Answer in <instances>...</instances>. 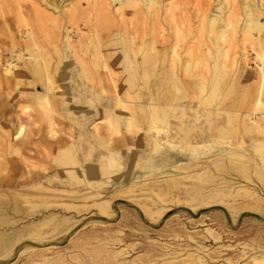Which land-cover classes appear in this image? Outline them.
I'll list each match as a JSON object with an SVG mask.
<instances>
[{
	"label": "bare ground",
	"instance_id": "bare-ground-1",
	"mask_svg": "<svg viewBox=\"0 0 264 264\" xmlns=\"http://www.w3.org/2000/svg\"><path fill=\"white\" fill-rule=\"evenodd\" d=\"M23 1L29 0H15V3L20 7V15L24 16L26 11L30 10L22 4ZM30 1L32 12L37 16V21L41 22L42 27L27 30L29 41L18 51L12 50L3 72L7 76L13 73L32 74L42 82V91L36 94L35 100L46 110V117L49 118L46 135L48 138L44 139L46 143H43L45 148L43 155L63 167L60 170L56 168L55 174L64 173L66 182L60 181L59 184L67 188L51 191L50 187L45 185L47 182H53L51 171L36 172L26 167L31 160L29 157L33 155L32 146L40 145L34 140L39 130L27 134L23 140H20L21 130L13 133L12 129L8 128L13 123L4 120L0 122L1 159L2 152L5 155L16 153L20 156L10 158L9 172L4 177H0V262L5 253L24 241L31 231L48 224L57 227L72 221L71 216L55 212L53 209L49 210L51 206L69 210L73 202L91 201L98 211L107 210L111 200L105 199L103 192L113 185L112 181L118 183L116 189L123 193L131 186L151 187L152 183L148 184V179L145 178L152 177L157 178L153 185L164 181L167 183V188L171 189L183 184V178L186 177L202 178L204 175L213 177L214 174L212 175L211 172L215 168L226 173L225 176L215 179V187H212L207 194L202 195L203 191H199L204 188L203 186H194L190 202L193 209L208 206L211 202L227 205L225 197L234 193L255 195V191L249 190V186L241 183L238 175L233 171L243 174L245 180L253 185L255 179L248 174L246 168V164H249L264 184L262 170L264 168V155H262L264 154V0ZM66 1L69 3L64 5ZM0 2L4 3L3 0ZM52 14L59 16L53 17ZM102 17L114 23L115 29L106 35L102 34ZM46 20L56 22L53 29L46 24ZM81 21L88 27L90 34L82 33L79 35L80 40L74 42L68 31L63 33L65 22L77 25V31H80ZM37 30L46 33L47 40L39 41L36 36ZM59 37L67 42L65 47L63 42L61 46L56 42ZM94 39L95 57L106 62V72L112 74L118 70L126 74L129 86L138 87L140 90L145 86L157 90L161 85L167 89L177 88L182 91L187 89L196 93L203 102L209 103L222 91L243 87L242 100L230 102L221 98L216 101L217 109L222 116L220 122L211 126L202 125L199 121L202 114L195 110L194 105L187 107L181 104L183 110L191 108L194 112L188 115L185 110L180 118L174 116L176 120L172 122L167 110L162 107L163 104L150 102L151 118L157 117V120L160 119L163 123L160 126L155 124L149 129L155 137L153 150L162 151L157 162L152 160L153 157L144 159L139 154H135L134 160L125 167L123 155L120 153L111 150L96 155L92 149L87 152V147L93 142H102V137L86 133V124L79 122L80 132L77 139L67 140L57 134L56 122L51 115L54 108L50 95L56 88L53 72L57 71L64 76L79 73L75 66H68L71 63L69 50L75 59L83 62L80 72L94 71L86 62V58L94 53L91 47ZM108 42L116 46L114 51L107 47ZM48 43H56V54L60 61L56 67L52 64ZM248 49L255 52L254 58L250 57ZM231 50L234 55L228 57ZM25 51L29 55L26 59H24ZM177 58L178 64H175ZM22 59L24 65L21 67L17 62ZM169 60H171L170 64H168ZM253 64L255 70H252ZM164 73L172 74L174 79H177L176 82L167 84L149 82L153 77ZM230 73L234 76V80L227 82L226 78ZM176 74L195 78L191 80L183 78L179 81ZM77 82L79 81H76V86L73 88L79 93L73 99L74 102L78 101L79 104L76 103L75 107L83 118L85 111L82 98L86 93L83 92V84ZM89 91L91 94V90ZM95 96L96 93L93 98ZM86 99L91 105L93 100L88 96ZM5 110L0 106L1 116ZM91 110L92 112L86 117V123H94L97 115L102 113V119L112 126L114 116L111 110L104 109L103 112H99L96 108ZM233 116L239 117L242 121L235 126L236 128L234 125L226 124L231 122ZM128 119L134 120L136 116L131 115ZM231 133L235 136L230 139L229 137L233 136ZM41 136L43 135L40 133ZM171 151L179 156L173 155ZM258 155H261V158H258ZM185 157L188 161L183 160ZM87 163L94 165L86 169ZM138 166L145 169L144 175L136 174ZM121 167L124 168L123 171ZM188 167H194L193 172L182 174L179 171ZM185 173L187 175H184ZM113 174L114 176H111ZM160 178L162 180H159ZM128 182L129 185L125 186ZM33 190L38 191L33 192ZM36 196L41 198V202L38 203L41 207L36 212L41 213V216L32 219L38 215L29 209L32 203L38 202L33 200ZM24 220L27 221L23 223ZM117 255L115 253L114 257ZM112 258L111 255L107 257L112 263L119 264L115 258ZM197 261L199 264H208L201 256Z\"/></svg>",
	"mask_w": 264,
	"mask_h": 264
},
{
	"label": "rangeland",
	"instance_id": "rangeland-1",
	"mask_svg": "<svg viewBox=\"0 0 264 264\" xmlns=\"http://www.w3.org/2000/svg\"><path fill=\"white\" fill-rule=\"evenodd\" d=\"M3 1L4 3L0 2V106L6 110L3 116L0 115V122L4 120L13 123L12 126H8L13 133L21 130L20 140H23L27 134L39 130L34 140L40 145L32 146L33 155L29 157L31 160L26 167L36 172L51 171L53 182H47L48 184L45 183V185L49 186L51 191L65 189L67 187L59 184L60 181L66 182L64 173L55 174L56 168L60 170L63 167L43 155L45 151L43 143H46L44 139L48 138L46 135L49 118L46 117V110L35 100L36 94L42 91V82L32 74L13 73L7 76L3 72L12 50L18 51L29 41L27 30L33 27L39 29L42 24L33 14L30 0L22 2L30 10L26 11L24 16L20 15V7L15 0ZM68 3L69 1H66L64 5ZM83 5L85 7V4ZM52 15L53 17L59 16V14ZM102 20L103 35L115 29L113 21L106 17H102ZM45 22L52 29L56 25L53 20ZM65 23L63 33L68 31L74 42L80 40V34H90L88 27L84 26L82 21L79 23L80 31H77V25ZM37 32L36 36L39 41L47 40L46 33L38 30ZM141 32L145 31L141 30ZM165 34H167L166 31ZM56 42L60 46L63 42V47L67 45L61 37ZM94 44L95 39L91 42L94 55L91 54L86 58L88 66L94 69L93 72H80L83 62L75 59L71 50L68 51L71 58L68 66H75L79 73L64 76L57 71L53 72L52 77L56 88L50 95V99L54 108L51 115L56 122L55 132L67 140L77 139L78 132H80L78 122L85 123L86 133L96 134L103 139L102 142L90 144L87 152L92 149L96 155L111 150L120 153L123 155L125 167L134 160L135 154H139L144 159L153 157V161H159L162 151L153 150L155 137L149 129L155 124L160 126L163 123L162 120H157V117L151 118L150 102L163 104L162 107L167 110V115L170 116L172 122L176 120L174 116L180 118L185 110L188 115L193 114L194 110L191 108L183 110L181 104L187 107L194 105L195 110L202 114L199 119L202 125L211 126L220 122L222 116L217 109L216 101L221 98L228 99L230 102L242 100L243 87L233 88L227 92L222 91L209 103L208 101L203 102L196 93L187 89L184 91L177 88L167 89L161 85L157 90L149 86L140 90L138 87L129 86L126 74L118 70L112 74L106 72V62L95 57L96 46ZM47 45L52 56V64L56 67L60 63L58 54H56V43ZM107 45L112 51L116 48L109 42ZM248 50L250 57L254 58L255 52ZM24 53V59L29 57L26 51ZM233 55L231 50L228 57ZM24 59L17 62L19 66L24 65ZM170 63L171 60L168 61V64ZM175 64H178V58ZM251 67L255 70L254 64ZM176 77L179 81L183 78L186 80L195 78L182 74H176ZM176 80L172 74L164 73L153 77L149 82L167 84L176 82ZM226 80L227 82L234 80L232 73ZM76 81L83 84V92L86 93L82 98L85 111L83 118L75 107L76 103L79 104L78 101L74 102L73 99L79 93L73 88L76 86ZM92 92L96 93L95 98H93L95 93ZM86 96L93 100L91 105L88 104ZM92 108L99 109V112H103L104 109L111 110L114 116L112 126L102 119V113L97 115L94 123H86V117L92 112ZM131 115L136 116V119L129 120ZM226 121H228L227 118ZM230 121L226 124L234 125V127L242 122L236 116L231 117ZM140 126L141 128H138ZM40 133L43 136L40 137ZM69 134L72 136L70 137ZM231 134L233 136H230V139L235 136L234 133ZM172 154L178 155L174 151ZM12 156L20 157L16 153L5 155L2 152L0 177H4L9 172ZM258 158H261V155H258ZM183 160L188 161L186 157ZM91 165L94 164L87 163L86 169ZM246 168L248 174L255 179L253 185L245 180L243 174L238 171H233V173L238 175L241 183L250 187L249 190H254L255 195L243 192L228 195L225 197L228 206L214 202L197 209L190 206L194 186H203L204 188L199 191H203L202 195L207 194L212 187H215V179L225 176L226 173L215 168L213 171L211 169L213 177L209 175H204L202 178L186 177L183 178V184L171 189L167 188V183L164 181L153 185L157 178L152 177L145 178L148 179V184L152 183L151 187L148 185L131 186L123 193L116 189L118 183L112 181L113 185L103 192V197L111 200L107 210L98 211L91 201L73 202L69 210L51 206L49 210L53 209L55 212L71 216L72 221L67 225L57 227L54 224H48L31 231L24 241L5 253L0 264H114L107 259L108 255H111L112 259L115 258L119 264L130 262L134 264H199L197 258L200 256L208 264H264V184L249 164H246ZM193 169L194 167H188V169L179 171L183 174L193 172ZM121 170L123 171L124 168L121 167ZM262 170L264 172V168ZM136 171V174L144 175L145 169L138 166ZM104 177L107 178V176ZM40 199L37 196L33 197V200L38 202L32 203L33 205L29 207L31 212L36 213L41 207L38 205L41 202ZM25 204L28 207V204ZM40 216L41 213L32 219ZM26 221L24 220L23 223ZM117 251L120 254L117 255ZM115 253L117 257H114Z\"/></svg>",
	"mask_w": 264,
	"mask_h": 264
}]
</instances>
